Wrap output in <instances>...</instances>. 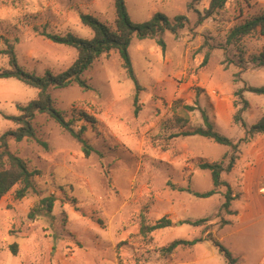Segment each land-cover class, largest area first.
<instances>
[{
	"label": "rangeland",
	"instance_id": "obj_1",
	"mask_svg": "<svg viewBox=\"0 0 264 264\" xmlns=\"http://www.w3.org/2000/svg\"><path fill=\"white\" fill-rule=\"evenodd\" d=\"M124 2L134 23L161 13L170 22L185 16L188 24L177 36L162 35L165 52L154 40L132 38L128 53L141 87L137 113L134 83L116 51L82 74L88 90L76 84L49 89L65 121H72L75 131L84 127L83 138L92 148L87 157L80 143L47 115L32 120L36 140L7 139L9 151L38 175L24 198L15 197V187L0 200V264H226L210 239L236 264H264V210L259 214L256 209L257 216L249 218L252 198H263L264 173L243 159L222 174L235 197L229 215L222 209L226 188L210 197L195 194L213 189L210 171L199 165L220 162L230 149L202 136L174 137L203 127L201 110L221 135L235 143L245 137V129L231 121L225 108L233 107L234 117L240 108L235 92L264 87V69L252 63L264 37L253 33L232 45L226 40L235 26L264 14V0H228L201 25L188 10L190 0ZM209 2L199 0L195 9L203 14ZM80 14L113 26L114 0H0V51L12 44L18 65L36 76L63 72L77 53L45 35L91 39ZM7 68V57L0 54V70ZM36 96V89L15 79H0V136L16 129L4 115L17 116V105ZM244 97L249 109L242 118L249 128L264 116V97L249 92ZM179 119L187 122L185 129ZM50 196L55 200L51 213L43 210L29 219V212L42 210L41 200ZM141 217L149 225L163 218L171 224L143 236ZM201 219L206 221L199 226L187 223ZM176 240L199 242L164 251ZM11 245H16L15 256Z\"/></svg>",
	"mask_w": 264,
	"mask_h": 264
},
{
	"label": "trees",
	"instance_id": "obj_2",
	"mask_svg": "<svg viewBox=\"0 0 264 264\" xmlns=\"http://www.w3.org/2000/svg\"><path fill=\"white\" fill-rule=\"evenodd\" d=\"M227 1L228 0H210L208 9H206L203 14L195 9V5L199 2V0H190L187 7L188 10L194 11L197 14V24L201 25L205 20L211 18L219 10H221ZM114 8L116 17L113 26H107L99 22L98 19L92 15L80 14L81 23L90 28L93 33L91 39H81L72 33H66L63 36L51 34L45 35V37L53 43L72 47L77 53L74 63L65 71L56 75L46 71L42 76H36L25 71L17 63L12 44L7 43L6 49L0 51V54L6 56L8 60V68L0 70V79H15L24 85L37 90V96L34 100L30 101L26 105H17V110L19 112L17 116L4 115V118L10 120L14 123V125H16V129L9 130L0 136V200L15 187H17L14 193L15 197L17 199H22L34 187L33 180L38 173L30 171L27 163L23 159L17 157L9 151L7 139L12 138L16 142H20L24 139L36 140V134L32 127V120L36 114L49 116L59 127L67 131L80 143L83 154L86 157L92 151V148L83 138L84 127L75 131L72 127V121H65L62 114L54 108L49 94V89H62L70 86L71 84H76L83 90H88L89 86L86 81L81 78L82 74L101 56H108L111 51H116L122 60V66L124 67L129 79L134 83L136 89L134 105L136 108L135 113H137L139 111V107L137 105V95L139 94L141 87L139 86L134 74L128 53V48L132 38L136 37L138 40H154L160 47L161 51L165 52V44L163 42L162 35L165 32H169L172 35L177 36L178 33L188 24V19L185 16H177L174 18L173 22H170L168 18L161 13H155L147 22L138 24L132 22L129 18L124 0H114ZM253 33L264 37V14L254 16L231 29L226 43L227 45H232L240 37L248 36ZM207 60L208 55L205 56L203 63H206ZM252 63L256 68L264 69V47L257 56L253 57ZM246 92L262 95L264 97V87L255 88L244 86L235 92L234 96L237 99L235 104L236 106L240 104V108L234 115L233 120L245 129V137L241 138L236 143L218 133L215 129V125L210 121L207 113L202 110L200 111V115L203 121V127L184 130L174 136H202L219 145L230 148V154L224 155L220 162H202L199 165L200 169L210 171L213 189L207 193L195 194L198 197H210L219 194L220 188H226L227 192L224 194L225 202L222 205V209L229 215L233 214L229 208L231 201L235 197L232 196L230 186L222 179V174L230 172L233 169L241 144L247 142L248 139L255 134H264V116L249 128L246 127L242 118V114L249 108V104L244 98V93ZM184 109L186 111L197 110L196 107L191 106H185ZM81 114L84 116V120L86 122L93 123V119L91 117L84 113ZM186 123V121H181L180 119L178 120V125H180L181 129L186 128ZM225 160H228L226 167L224 165ZM54 202L55 200L52 196L41 200L40 203L44 205V208L42 210L32 209L28 214V218L33 219L43 210L47 212V214H50ZM204 221L206 220L201 219L188 221L187 223L193 226H199ZM227 223L228 222H224L223 224ZM170 224L171 222L167 218H163L155 224L149 225L146 219L141 217L139 230L140 235L145 236L152 233L156 229L169 227ZM210 241L224 257L226 264H236V259H234L218 241L214 239H210ZM198 242L199 240L189 242L176 240L164 249V251L170 253L177 246H193ZM9 248L15 256L16 245H11Z\"/></svg>",
	"mask_w": 264,
	"mask_h": 264
},
{
	"label": "crops",
	"instance_id": "obj_3",
	"mask_svg": "<svg viewBox=\"0 0 264 264\" xmlns=\"http://www.w3.org/2000/svg\"><path fill=\"white\" fill-rule=\"evenodd\" d=\"M234 101H235V99H234ZM215 108L219 109L217 104L215 105ZM225 109H226L225 111L228 113V117L232 121L233 116L231 117V114H232V111L234 110V108L230 107V109H229L228 107H226ZM219 110L222 111L221 109H219ZM229 112H230V115H229ZM261 118L262 117H260L256 122H258ZM215 119H216V115L214 116V120ZM232 141H234V140H232ZM243 159H248L247 161H251L254 168L258 167L257 171H259V173H264V134L253 135L252 137H250L248 139L247 142H245L244 144H242L239 147L237 159L235 162H238V164H239V162H241ZM236 166H237V164L236 165L234 164V167H236ZM252 209L254 212L250 213V215H249L250 219L257 216V214H255L256 209H257V213H259V214L263 212V210H264V197L262 198L259 196H254V198H252Z\"/></svg>",
	"mask_w": 264,
	"mask_h": 264
},
{
	"label": "built area",
	"instance_id": "obj_4",
	"mask_svg": "<svg viewBox=\"0 0 264 264\" xmlns=\"http://www.w3.org/2000/svg\"><path fill=\"white\" fill-rule=\"evenodd\" d=\"M262 196L264 197V187L260 189Z\"/></svg>",
	"mask_w": 264,
	"mask_h": 264
}]
</instances>
